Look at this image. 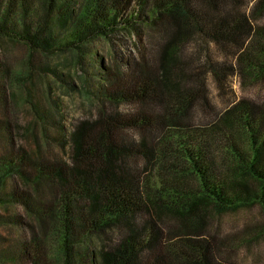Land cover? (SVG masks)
<instances>
[{
	"label": "trees",
	"instance_id": "16d2710c",
	"mask_svg": "<svg viewBox=\"0 0 264 264\" xmlns=\"http://www.w3.org/2000/svg\"><path fill=\"white\" fill-rule=\"evenodd\" d=\"M252 1L0 0V35L32 51L74 50L86 63L97 37L128 31L143 44L105 71L95 113L69 133L59 126L62 151H31L0 118V184L15 180L0 203L29 216L15 221L31 232L26 264H57L51 234L58 264H226L201 235L213 205L258 203L264 214V100L214 106L233 76L264 80V0ZM0 77L5 88L1 61ZM167 218L178 226L165 241ZM94 236L107 239L97 255Z\"/></svg>",
	"mask_w": 264,
	"mask_h": 264
},
{
	"label": "rangeland",
	"instance_id": "374dc122",
	"mask_svg": "<svg viewBox=\"0 0 264 264\" xmlns=\"http://www.w3.org/2000/svg\"><path fill=\"white\" fill-rule=\"evenodd\" d=\"M254 3L255 0L251 5ZM260 22L264 23V11ZM142 45L137 35L128 31L97 37L89 44L92 53L86 64L78 62L74 50L32 51L23 41L0 35V61L10 70L4 84L6 89L0 77V118L9 119L18 143L31 151H62L66 133L101 105L98 83L106 81L105 71L118 68L119 59L137 55ZM4 90L10 97L8 104L2 101ZM213 92L218 93V89ZM217 96L214 106L221 110L241 98L263 102L264 80L252 82L235 75L224 95ZM121 108L126 111L135 107L124 104ZM61 125L66 133L59 128ZM6 147L8 141L4 134L0 135V153ZM221 158L217 155V160ZM13 186L14 178H5L0 184V195L8 197ZM22 187L29 189L23 181ZM28 217L26 210L16 203H0V264H26L20 256V242L31 232L29 228H20L15 221H29ZM209 220L201 235L213 237L211 242L217 247L218 262L264 264V214L258 203L219 208L213 205ZM177 226L172 218L165 220V241L169 240V230ZM106 242V238L94 236L90 248L97 255ZM46 243L51 259L58 264L61 261L58 236L51 234ZM81 264H85L82 258Z\"/></svg>",
	"mask_w": 264,
	"mask_h": 264
}]
</instances>
